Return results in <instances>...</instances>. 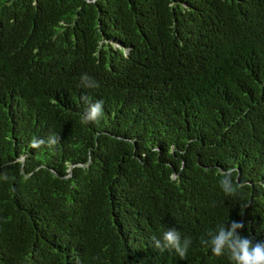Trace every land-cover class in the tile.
Listing matches in <instances>:
<instances>
[{"label":"trees","instance_id":"trees-1","mask_svg":"<svg viewBox=\"0 0 264 264\" xmlns=\"http://www.w3.org/2000/svg\"><path fill=\"white\" fill-rule=\"evenodd\" d=\"M228 218L264 239V0H0V264H233Z\"/></svg>","mask_w":264,"mask_h":264},{"label":"clouds","instance_id":"clouds-1","mask_svg":"<svg viewBox=\"0 0 264 264\" xmlns=\"http://www.w3.org/2000/svg\"><path fill=\"white\" fill-rule=\"evenodd\" d=\"M81 82L85 87H94L95 84L87 74H83ZM103 100H97L90 103L86 114L82 115V120L96 121L103 114ZM43 140H34L33 146L43 144ZM49 145L57 143L55 137H50L47 141ZM219 186L222 192L227 196L237 193L240 184L234 180V169L227 167L221 170ZM7 179V177H4ZM240 215H243L241 211ZM246 224L243 220H231L226 225L219 226L214 233L210 234L208 240L204 243L210 248L215 256L227 254L233 264H264V239H253L242 234L241 229H245ZM190 240L182 239L180 231L176 228H168L163 231L159 239L151 237V247L157 250H172L181 259L185 258Z\"/></svg>","mask_w":264,"mask_h":264}]
</instances>
